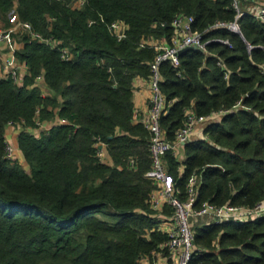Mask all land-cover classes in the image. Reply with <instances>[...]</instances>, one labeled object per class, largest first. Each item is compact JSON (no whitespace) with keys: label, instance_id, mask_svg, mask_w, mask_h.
I'll use <instances>...</instances> for the list:
<instances>
[{"label":"trees","instance_id":"16d2710c","mask_svg":"<svg viewBox=\"0 0 264 264\" xmlns=\"http://www.w3.org/2000/svg\"><path fill=\"white\" fill-rule=\"evenodd\" d=\"M243 6L237 30L210 26L234 18L232 0H0V20L13 8L71 52L65 58L22 29L15 53L27 64L23 81L0 75V264H142L160 247L166 231L149 202L150 134L133 117V77L147 76L156 52L141 39H169L177 10L192 13L208 40L184 47L177 64L159 62L165 134L175 137L187 107L224 111L183 143L182 159L167 150V168L182 191L198 173V200L252 205L264 196V19ZM116 17L126 24L121 37L108 27ZM56 116L67 120L31 131L36 117ZM8 120L21 123L27 169L6 155ZM96 138L110 161L97 154ZM193 242L190 264H264V213L196 222Z\"/></svg>","mask_w":264,"mask_h":264},{"label":"built area","instance_id":"2783aa9c","mask_svg":"<svg viewBox=\"0 0 264 264\" xmlns=\"http://www.w3.org/2000/svg\"><path fill=\"white\" fill-rule=\"evenodd\" d=\"M249 0H232L236 8L234 18L229 20H215L212 25L225 24L237 30L239 23L237 17L245 11L246 6L242 3ZM72 5L79 6L84 0H69ZM252 12L259 18L264 19V0H255L253 7L250 6ZM11 19L13 22L9 25L0 23V61L5 68L4 74L11 75L18 81L20 63L16 56L15 49L19 42L14 37V31L25 29L45 40H50L52 44L57 45L61 56L68 58L71 55L69 48L64 44H58V40L51 36H44L41 32L32 28V24L27 19L18 18L14 9H11ZM193 14L184 10H177L171 23L173 30L169 39L164 41H152L150 37L141 39V43L153 44L156 52L152 59L149 60L150 71L147 74L149 85L148 107L147 110L139 116L133 117L139 120L148 129L150 166L145 171V175L155 182V187L149 195L150 206L157 212L158 217L164 216L168 219L169 224L166 231V237L162 240L160 247L153 249L148 254L140 257L142 264H190V259L194 250V227L195 221L199 217H206L203 220L209 222L211 220H246L257 217L264 213V196L252 205L244 203H233L225 201L223 203H214L208 199L198 200V184L199 175L192 172L185 181L183 191L180 189L175 176L167 168L164 154L167 150H172L185 141L191 139V134L198 123L206 122L213 119V115L220 114L224 109L214 110L207 114H197L192 108L185 109V118L178 128L175 130V137L169 139L160 122L161 114L166 110V97L160 86L162 77L159 70V62L164 58H169L174 64L179 62L178 48L186 44L195 43L197 46L205 48L208 38L203 37V30L192 25ZM125 21L122 18H113L108 22L109 29L117 36L121 37L125 34ZM207 26L206 28H208ZM218 39L231 43L226 36H219ZM219 62H221L219 60ZM42 76L38 75L37 79ZM39 108L36 109L38 113ZM65 117L56 116L53 120H40L36 117L37 126L31 129L36 135L41 129L48 128L51 123L64 122ZM20 122L12 120L7 121V125H14ZM97 154L101 159L104 157L103 145L105 144L100 138H96ZM6 155L17 158L14 147L6 140ZM130 164L134 163V158L130 157ZM169 205L170 212H163L162 206Z\"/></svg>","mask_w":264,"mask_h":264},{"label":"crops","instance_id":"0c3cea01","mask_svg":"<svg viewBox=\"0 0 264 264\" xmlns=\"http://www.w3.org/2000/svg\"><path fill=\"white\" fill-rule=\"evenodd\" d=\"M150 40L152 41H164L165 37L163 36H152L150 37ZM27 70V64L26 62H21L19 67V77L18 82H22L24 78V73ZM5 73V68L2 66V63L0 61V75H3ZM42 76V75H41ZM46 91V90H45ZM148 96H149V85H148V79L147 76L144 74H136L133 77V91H132V100H133V112L134 117L141 115L147 110L148 107ZM219 114L213 115L214 118H218ZM51 121V120H50ZM205 122L198 123L194 130L192 131L191 138L200 137L203 135V127ZM21 130V125L18 123L14 125H6L5 127V138L8 140L12 146L14 147L15 155L19 162L26 163L23 153L18 145L17 140V134ZM174 152L177 154V157L179 159L183 158L184 151H183V144H179L175 149ZM103 153L105 159L110 161L109 154L107 152V149L105 147V144L103 145ZM179 169L181 170L183 168V165L180 164ZM26 168V167H25ZM160 224L159 226L163 228L164 230L167 229L169 221L164 216H160ZM204 218V217H203Z\"/></svg>","mask_w":264,"mask_h":264},{"label":"rangeland","instance_id":"374dc122","mask_svg":"<svg viewBox=\"0 0 264 264\" xmlns=\"http://www.w3.org/2000/svg\"><path fill=\"white\" fill-rule=\"evenodd\" d=\"M254 2H255V0H249V1L245 2L243 5H247V6H252L253 7ZM12 12L13 11L10 10L8 12V14H7V16H8V22L4 21V19H1L0 20V23L5 24V25L11 24L13 22V20L11 19V13ZM21 33H22V29H18L16 31H14V37L17 39L18 42H19V40H21ZM23 166L26 167V169L29 167V165L27 163H23ZM205 219H207V218L206 217H204V218L199 217V219H197L195 222H199V221L205 220Z\"/></svg>","mask_w":264,"mask_h":264},{"label":"water","instance_id":"95a60500","mask_svg":"<svg viewBox=\"0 0 264 264\" xmlns=\"http://www.w3.org/2000/svg\"><path fill=\"white\" fill-rule=\"evenodd\" d=\"M186 46H197V44H195V43L186 44V45H184V46H182V47H179L178 50H177V52H178V53L181 52V50H182L184 47H186Z\"/></svg>","mask_w":264,"mask_h":264}]
</instances>
